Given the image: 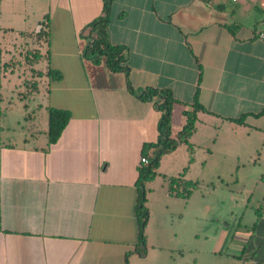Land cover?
<instances>
[{
  "label": "crops",
  "instance_id": "0c3cea01",
  "mask_svg": "<svg viewBox=\"0 0 264 264\" xmlns=\"http://www.w3.org/2000/svg\"><path fill=\"white\" fill-rule=\"evenodd\" d=\"M102 6V0H0V264H123L125 257L129 264H171L188 231L197 235L201 225L195 210L187 221L190 195L170 193L168 178L191 181L186 173L198 150L203 161L219 153L228 165L264 162V42L257 38L264 12H252L264 11V0H113L108 39L125 47L127 65L116 72L77 46L80 30L88 35ZM27 40L37 74L12 55V45ZM49 68L61 76L50 77ZM150 88L168 89L176 100L174 138L195 97L206 111L197 112L192 153L179 144L163 154L145 184L140 255L133 250L139 162L143 145L158 138L160 117V98L140 97ZM48 107L71 113L50 145ZM258 175L264 181V172ZM255 210L250 224L223 230L216 264H264V206L259 216Z\"/></svg>",
  "mask_w": 264,
  "mask_h": 264
},
{
  "label": "rangeland",
  "instance_id": "374dc122",
  "mask_svg": "<svg viewBox=\"0 0 264 264\" xmlns=\"http://www.w3.org/2000/svg\"><path fill=\"white\" fill-rule=\"evenodd\" d=\"M252 12L256 17H259L264 11L252 8ZM86 32L87 29L85 31L81 29L79 32L80 43L78 41L77 46L81 50L87 42ZM30 42L27 40L18 46L12 45L11 51L14 60L23 61V66L29 73L37 74L38 70L31 71L26 52L27 49H30ZM45 48L46 45H44V50ZM45 63L46 59L42 61L41 65ZM17 73H21V71L15 69L14 74L17 75ZM26 81L28 83L26 91L33 92L37 88L33 85V80L26 79ZM203 156L204 150H198L197 162L186 173L190 182L197 181V188L191 192L188 199L187 221L189 222L193 218L195 210L197 224L201 225V229L197 227V235H189L188 231L181 256H173L170 260L171 264H204L206 259H212L207 264H216L213 251L223 230L237 223L250 224L254 217V210L264 202V181L258 175L260 172H264L263 161L255 165L243 166L237 162L235 165H228L223 163L219 153L206 161H203ZM232 164H234V160ZM236 178L238 181H234ZM155 179V185H159L161 178L157 176ZM218 263L223 264L222 261Z\"/></svg>",
  "mask_w": 264,
  "mask_h": 264
},
{
  "label": "trees",
  "instance_id": "16d2710c",
  "mask_svg": "<svg viewBox=\"0 0 264 264\" xmlns=\"http://www.w3.org/2000/svg\"><path fill=\"white\" fill-rule=\"evenodd\" d=\"M113 0H102L103 14L93 19L89 24V33L86 36L87 42L83 48L82 54L84 57L92 60L94 63H99L105 60V63L110 71L126 70V60L124 57L125 47L113 44L108 39V22L109 12ZM40 34V33H38ZM46 36L45 31L42 32ZM31 62V57L29 58ZM52 78L61 76L59 71L48 69L46 72ZM153 96L160 98V102H156V107L160 111V117L157 123L158 138L155 142L145 143L142 148V156H146L148 162L145 165L139 166L138 169V201L136 205V216L139 221L138 242L134 249L138 254L144 255L146 250L144 226L148 218V209L145 205L146 201V182L150 181L156 174L159 166L160 157L168 152L173 151L179 144H186L189 153H192L193 147L189 142V138L195 130L197 112L206 111V109L198 102L197 97L194 98L191 109L183 111L185 122L181 129L177 132L176 137L171 136V114L172 106L176 101L168 89L150 88L140 95L141 98L150 99ZM71 113L67 109L48 107L47 108V139L48 144L55 143L60 137L63 129L66 127ZM242 117L233 119L242 122ZM151 147H156L157 150L152 158L147 156V151ZM191 160V158H190ZM197 187V182L185 181L182 175L168 178V191L175 196L188 197L191 192ZM264 206L261 204L256 208V213L259 216L260 209ZM123 264H129L125 257Z\"/></svg>",
  "mask_w": 264,
  "mask_h": 264
},
{
  "label": "built area",
  "instance_id": "2783aa9c",
  "mask_svg": "<svg viewBox=\"0 0 264 264\" xmlns=\"http://www.w3.org/2000/svg\"><path fill=\"white\" fill-rule=\"evenodd\" d=\"M261 25H262V27L257 32V38L264 42V18L261 20ZM147 162H148L147 157L146 156H141L140 157L139 166L145 165Z\"/></svg>",
  "mask_w": 264,
  "mask_h": 264
}]
</instances>
